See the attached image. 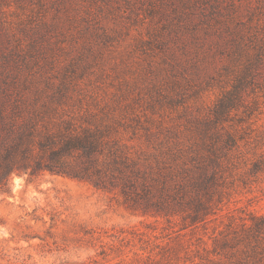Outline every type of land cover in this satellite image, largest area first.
I'll list each match as a JSON object with an SVG mask.
<instances>
[{"label": "rangeland", "instance_id": "obj_1", "mask_svg": "<svg viewBox=\"0 0 264 264\" xmlns=\"http://www.w3.org/2000/svg\"><path fill=\"white\" fill-rule=\"evenodd\" d=\"M253 35L264 38V0H0V135L9 137L7 121L31 115L33 100L59 97L114 110L126 126L155 116L184 129L186 120L212 116L222 90L244 73L238 48ZM254 72L226 123L255 122L256 131L241 130L249 156L264 148V63ZM133 143L151 149L144 137ZM243 181L223 204L222 228L264 214V171ZM183 226L87 181L15 173L0 191V264H191L206 255L196 251L205 230ZM168 243L182 245L176 259L147 261Z\"/></svg>", "mask_w": 264, "mask_h": 264}, {"label": "trees", "instance_id": "obj_2", "mask_svg": "<svg viewBox=\"0 0 264 264\" xmlns=\"http://www.w3.org/2000/svg\"><path fill=\"white\" fill-rule=\"evenodd\" d=\"M240 50L239 68L244 73L235 76L231 89L222 90L212 116L186 120L184 129L165 125L155 116L142 126H137L140 120L136 126H126L124 114L84 104L79 97L33 100L31 115L7 121L9 137L0 135V191H7L15 173L31 178L45 172L69 176L114 191L135 211L169 221L181 218L183 228L203 226L205 234L197 236L196 251L206 255L196 254L191 264L198 263L197 257L213 264H264V214H251L241 222L233 219L224 228L223 219L216 223L244 175L264 171V148L252 156L243 151L247 142L243 143L241 130L256 131L255 122H249L247 115L240 117L241 126L226 124L244 105L245 89L264 63V38L248 36L240 42ZM176 95L184 99L182 92ZM143 137L150 150L136 149L133 141ZM180 245L168 243L158 254L151 250L147 261L158 262L160 254L176 259Z\"/></svg>", "mask_w": 264, "mask_h": 264}]
</instances>
